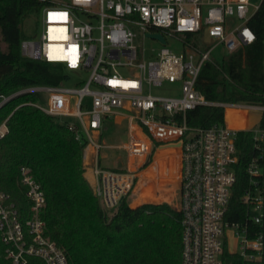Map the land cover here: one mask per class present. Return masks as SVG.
Listing matches in <instances>:
<instances>
[{"label": "built area", "instance_id": "built-area-1", "mask_svg": "<svg viewBox=\"0 0 264 264\" xmlns=\"http://www.w3.org/2000/svg\"><path fill=\"white\" fill-rule=\"evenodd\" d=\"M33 1L38 5L34 13L41 17L42 30L38 39L21 40V54L60 62L64 78L58 84L17 89L8 96L0 95L1 100L36 91L48 94L45 107L36 101L29 103L63 122L74 138L84 143L85 151L92 150L96 160L92 189L108 213L131 193L156 147H176L180 158L181 264H223L228 233L234 236L236 249L227 251L238 253L246 263L261 264L264 235L258 232L248 237V223L260 224L264 219V189L258 180L264 175V128L248 129L257 154L245 167L249 185L241 200L247 205L246 216L243 221H229L226 212L236 181L238 129L224 121L188 126L186 112L210 104L264 111V105L209 101L196 88L202 66L214 59L211 51L215 45L224 46L229 53L255 39L248 21L264 9V0L257 4L250 0ZM132 26L157 41L148 33L163 36L162 46L152 49L147 60L134 43ZM181 34L190 37L182 39ZM167 36L178 37L184 51L171 50ZM205 38L214 43L203 49L195 42L205 43ZM82 70H89L82 85L62 84L70 78L68 71L77 74ZM164 81L179 82V94L161 96L150 91ZM118 115L125 117L128 126V140L121 145L127 156L130 160L146 158L136 167L112 169L98 163V152L109 147L101 137L104 120ZM4 133L0 131V136ZM19 171L30 207L28 213H21L0 190V260L30 264L36 257L45 264H70L45 234V220L40 215L45 195L40 184L28 166L21 165Z\"/></svg>", "mask_w": 264, "mask_h": 264}, {"label": "trees", "instance_id": "trees-1", "mask_svg": "<svg viewBox=\"0 0 264 264\" xmlns=\"http://www.w3.org/2000/svg\"><path fill=\"white\" fill-rule=\"evenodd\" d=\"M38 5L33 0H0V95L8 96L31 85L58 84L64 78L60 62L25 57L20 51L22 39L30 37L24 22ZM255 39L223 56L207 61L201 68L196 88L212 102L264 105V9L248 21ZM190 37V35H186ZM34 93H22L0 106V190L22 213L30 204L20 182L21 165L28 166L40 184L45 205L40 215L45 234L65 253L70 264H181L182 224L180 207L168 202H145L130 206L127 197L117 209L104 210L84 176V143L76 140L63 122L29 102ZM226 109L229 124L241 127ZM224 121V107L197 105L186 112L188 126H210ZM259 127L264 128V111ZM238 160L236 181L226 219L243 221L247 205L241 196L249 185L245 171L257 154L252 132L238 129L235 136ZM264 165V160H261ZM264 189V175L258 177ZM110 217H109V216ZM264 235L260 224L248 223V237ZM223 264H246L236 252L224 250ZM264 264V248L260 260ZM0 264H12L2 259ZM30 264H45L33 257Z\"/></svg>", "mask_w": 264, "mask_h": 264}, {"label": "rangeland", "instance_id": "rangeland-1", "mask_svg": "<svg viewBox=\"0 0 264 264\" xmlns=\"http://www.w3.org/2000/svg\"><path fill=\"white\" fill-rule=\"evenodd\" d=\"M252 4H257L259 0H250ZM252 8V7H251ZM24 26L26 28V31L30 33L31 36H33L34 39H38L42 30V22L40 15L38 16L35 13H31L30 16H28L24 22ZM133 31L135 32V38L134 43L139 48L140 53L142 52V57L144 60H147L152 53V49H159L162 46V43L160 41H157L155 39H152L150 37H146L145 34L137 27L132 26ZM182 39L186 38L185 35L181 34L179 35ZM189 39V38H188ZM166 45L173 50L174 52H183L186 48L182 41L177 37H166ZM193 41V40H192ZM214 40L210 38H205V43L199 41L196 39V44L200 48L206 49L208 48ZM212 57L217 60L221 61L223 59V56L227 54V50L224 46L217 44L211 51ZM67 72V70L65 71ZM70 78L67 81H63V85L67 86H74V85H82L84 81H86L89 70H82L80 73H74L72 71H68ZM120 72L122 74H126V69H120ZM76 82V84H75ZM179 82L169 83V82H163L159 86H152L150 91L153 94L166 96V95H178L179 94ZM146 92H148V88H145ZM36 102L41 106H47V99L48 94L44 91H36ZM0 98V102H1ZM89 97H85L84 102L86 104H89ZM237 108V107H236ZM225 109V108H224ZM237 109L241 111L247 112V125L249 127H254L258 125L260 114L262 112L261 109L258 108H245V107H238ZM226 116V111H224ZM4 123V122H3ZM3 123L0 125V131H6V128H4ZM245 123V122H244ZM105 125V124H104ZM232 126V125H230ZM106 130L102 133V140L103 142L107 144H111V146L102 148L100 150L101 158L100 163L103 165H116L120 168L128 166L129 157L126 154L125 149L122 148V144L125 143L128 140V126L126 124V119L123 115H118L112 120H108L106 122ZM234 127V126H232ZM237 128V127H236ZM245 128V126L243 127ZM238 129V128H237ZM139 157H135L134 161L139 160ZM84 166V162H83ZM171 181V180H170ZM165 182L164 186H162L160 190V194L162 195L160 201L168 202L171 205L175 207H179L180 204V195H179V187L178 184L171 182ZM141 178H137V181L134 185L133 190L131 193L127 196V202L130 206L136 205L139 201L138 196L140 190L138 187H141ZM109 216V215H108ZM110 217V216H109ZM226 249L229 251H234L236 249L235 244V238L231 233H228L227 238V245ZM246 264H255V262H247Z\"/></svg>", "mask_w": 264, "mask_h": 264}, {"label": "crops", "instance_id": "crops-1", "mask_svg": "<svg viewBox=\"0 0 264 264\" xmlns=\"http://www.w3.org/2000/svg\"><path fill=\"white\" fill-rule=\"evenodd\" d=\"M227 107L231 106H226L224 107V111H226ZM235 108V107H232ZM236 112L235 115H232V118L234 120H237L236 118H241L243 121L242 127H237L238 129H250L252 127H249L247 125V112L246 111H241L237 108H235ZM262 113V112H261ZM238 116V117H237ZM261 117V114H260ZM110 119H105L104 124L106 125V122ZM240 120V119H238ZM260 120V118H259ZM224 122L229 124L228 121L226 120V116L224 113ZM245 122V123H244ZM103 124V130L102 133L106 130L105 125ZM259 124V123H258ZM233 125V124H229ZM245 126V128H243ZM257 126V125H256ZM5 127V126H4ZM255 127V126H254ZM6 128V127H5ZM236 128V127H235ZM102 137V135H101ZM111 146V144H108ZM179 151L176 147H172L170 145H161L156 147L151 154L150 157V163H148L145 167H143L140 170V178H141V187H138L140 190L139 196H138V203L134 206H137L141 203L145 202H161V194L160 190L162 186H164L165 182H169L170 180L173 183L178 184L179 187V172H180V158H179ZM100 158L101 154L100 151L98 152V163L107 168H112V169H122L118 166L114 165H103L100 163ZM146 158H139V160H129L128 166L129 167H136L139 163H142L145 161ZM83 162H84V176L89 182L90 186L93 187L94 184V173H93V168L95 165V156L94 153H92V150L89 148L87 151L84 150L83 148ZM170 181V182H171ZM132 206V207H134Z\"/></svg>", "mask_w": 264, "mask_h": 264}, {"label": "water", "instance_id": "water-1", "mask_svg": "<svg viewBox=\"0 0 264 264\" xmlns=\"http://www.w3.org/2000/svg\"><path fill=\"white\" fill-rule=\"evenodd\" d=\"M148 35H150V36H152V37H156V38H158L161 42H164L163 36H162L160 33H148ZM6 100H8V99H6ZM6 100L1 101V102H0V106H1Z\"/></svg>", "mask_w": 264, "mask_h": 264}, {"label": "bare ground", "instance_id": "bare-ground-1", "mask_svg": "<svg viewBox=\"0 0 264 264\" xmlns=\"http://www.w3.org/2000/svg\"><path fill=\"white\" fill-rule=\"evenodd\" d=\"M227 108H231L232 110L236 111L235 108H232V107H227ZM233 115L236 116L235 113H233ZM237 117H238V116H237ZM236 119L238 120V119H241V118L238 117V118H236ZM232 126H234V125H232ZM234 127H236V126H234ZM241 127H242V126H241Z\"/></svg>", "mask_w": 264, "mask_h": 264}]
</instances>
